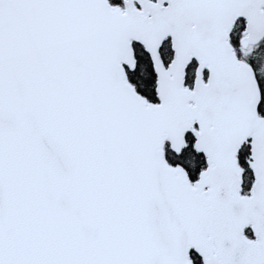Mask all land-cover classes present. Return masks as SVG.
Listing matches in <instances>:
<instances>
[{
  "label": "snow or ice",
  "instance_id": "obj_1",
  "mask_svg": "<svg viewBox=\"0 0 264 264\" xmlns=\"http://www.w3.org/2000/svg\"><path fill=\"white\" fill-rule=\"evenodd\" d=\"M0 264H264V0H0Z\"/></svg>",
  "mask_w": 264,
  "mask_h": 264
}]
</instances>
